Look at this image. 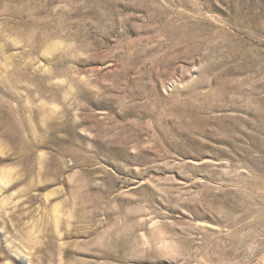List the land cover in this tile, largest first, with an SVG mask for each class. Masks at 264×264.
Masks as SVG:
<instances>
[{
  "label": "rangeland",
  "instance_id": "1",
  "mask_svg": "<svg viewBox=\"0 0 264 264\" xmlns=\"http://www.w3.org/2000/svg\"><path fill=\"white\" fill-rule=\"evenodd\" d=\"M0 264H264V0H0Z\"/></svg>",
  "mask_w": 264,
  "mask_h": 264
}]
</instances>
